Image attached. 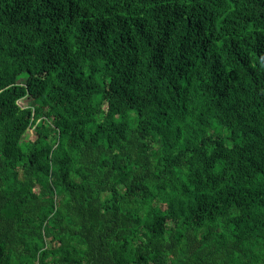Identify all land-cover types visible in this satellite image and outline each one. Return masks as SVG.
<instances>
[{"label":"trees","instance_id":"1","mask_svg":"<svg viewBox=\"0 0 264 264\" xmlns=\"http://www.w3.org/2000/svg\"><path fill=\"white\" fill-rule=\"evenodd\" d=\"M0 264H264V0H0Z\"/></svg>","mask_w":264,"mask_h":264},{"label":"rangeland","instance_id":"2","mask_svg":"<svg viewBox=\"0 0 264 264\" xmlns=\"http://www.w3.org/2000/svg\"><path fill=\"white\" fill-rule=\"evenodd\" d=\"M24 80H25V77H20L19 78V82H21V83H23ZM21 102H25V101L22 100Z\"/></svg>","mask_w":264,"mask_h":264}]
</instances>
